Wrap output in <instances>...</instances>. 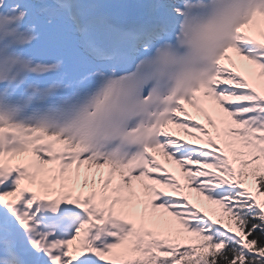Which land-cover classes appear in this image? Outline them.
<instances>
[{"label":"snow or ice","instance_id":"6c2138e0","mask_svg":"<svg viewBox=\"0 0 264 264\" xmlns=\"http://www.w3.org/2000/svg\"><path fill=\"white\" fill-rule=\"evenodd\" d=\"M0 264H264V0H0Z\"/></svg>","mask_w":264,"mask_h":264}]
</instances>
